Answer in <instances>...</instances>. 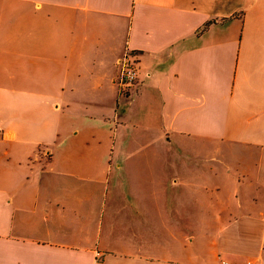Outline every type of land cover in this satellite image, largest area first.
Returning <instances> with one entry per match:
<instances>
[{
    "label": "crops",
    "instance_id": "crops-1",
    "mask_svg": "<svg viewBox=\"0 0 264 264\" xmlns=\"http://www.w3.org/2000/svg\"><path fill=\"white\" fill-rule=\"evenodd\" d=\"M247 261L264 0H0V264Z\"/></svg>",
    "mask_w": 264,
    "mask_h": 264
},
{
    "label": "built area",
    "instance_id": "built-area-1",
    "mask_svg": "<svg viewBox=\"0 0 264 264\" xmlns=\"http://www.w3.org/2000/svg\"><path fill=\"white\" fill-rule=\"evenodd\" d=\"M118 75L116 78V82L119 86L120 92L128 90L132 86H134L138 80L137 71L132 61L128 59L127 53H125L118 60ZM222 264H227L223 262ZM245 264H251L250 261L245 262Z\"/></svg>",
    "mask_w": 264,
    "mask_h": 264
},
{
    "label": "rangeland",
    "instance_id": "rangeland-1",
    "mask_svg": "<svg viewBox=\"0 0 264 264\" xmlns=\"http://www.w3.org/2000/svg\"><path fill=\"white\" fill-rule=\"evenodd\" d=\"M193 228H194V227H193ZM193 231H195V229H194Z\"/></svg>",
    "mask_w": 264,
    "mask_h": 264
}]
</instances>
